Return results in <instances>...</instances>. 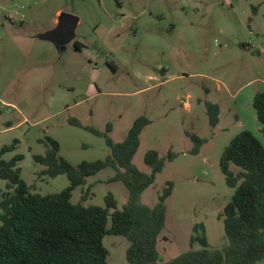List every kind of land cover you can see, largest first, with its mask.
Instances as JSON below:
<instances>
[{
	"label": "rangeland",
	"instance_id": "374dc122",
	"mask_svg": "<svg viewBox=\"0 0 264 264\" xmlns=\"http://www.w3.org/2000/svg\"><path fill=\"white\" fill-rule=\"evenodd\" d=\"M58 12L79 17L74 39H82V48L70 40L60 49L40 37L55 25ZM257 91H264V0H0V150L14 145L2 158L22 155L17 167L32 191L56 193L68 178L39 176L44 166L33 158L48 151L47 137L76 165L109 154L105 138L87 127L105 132L110 123L108 135L121 142L135 118L146 116L150 123L140 133L133 164L149 172L148 150L162 157L177 153L140 197L153 206L166 183H173L157 238L163 262L199 248L189 241L197 222L205 225L210 249L228 246L218 215L234 189L225 182L220 158L244 129L264 146V128L252 107ZM206 101L219 105L215 126ZM186 132L206 139L197 154L190 153ZM114 173L108 167L87 177L71 201L104 206L111 192L121 209L128 189L108 181ZM6 183L0 178V194ZM103 244L108 264L125 263V237L105 235Z\"/></svg>",
	"mask_w": 264,
	"mask_h": 264
},
{
	"label": "trees",
	"instance_id": "16d2710c",
	"mask_svg": "<svg viewBox=\"0 0 264 264\" xmlns=\"http://www.w3.org/2000/svg\"><path fill=\"white\" fill-rule=\"evenodd\" d=\"M257 7L253 6L256 12ZM79 49L81 46L74 42ZM209 124L219 121V105L205 102ZM252 107L258 122L264 128V91H257ZM82 126L76 118L68 120ZM150 120L140 115L135 118L126 137L114 142L105 132L87 127L94 134L103 136L109 148L104 159L82 161L73 165L59 155V144L47 137L50 148L45 154L33 155L35 162L44 166L39 176L54 177L65 174L69 184L56 193L33 192L20 176L17 161L22 155L4 160L2 154L14 147L0 150V178L7 181L5 192L0 194V264H108V250L103 244L105 235H121L129 245L124 264H256L264 258V146L250 130L237 133L224 147L220 168L227 186L234 189L230 201L219 213L224 232L229 240L222 249H210L205 225L197 222L192 227L190 246L197 249L180 253L168 262L159 259L157 238L165 225L166 199L173 183L168 181L157 196L153 206L141 202L142 192L155 180L166 161L177 153L169 150L160 156L150 149L144 161L149 172L139 170L132 162L140 133ZM193 142L191 154H197L206 139L186 132ZM17 140L14 141L16 143ZM231 165L238 167L237 171ZM115 170L108 181H120L128 189V199L121 209L111 192L104 198V206L72 202V192L86 184V178L104 168ZM84 191L81 201L87 198Z\"/></svg>",
	"mask_w": 264,
	"mask_h": 264
},
{
	"label": "water",
	"instance_id": "95a60500",
	"mask_svg": "<svg viewBox=\"0 0 264 264\" xmlns=\"http://www.w3.org/2000/svg\"><path fill=\"white\" fill-rule=\"evenodd\" d=\"M77 20L78 17L73 14L61 13L56 26L44 33L42 38L50 40L63 49L64 45L74 37Z\"/></svg>",
	"mask_w": 264,
	"mask_h": 264
},
{
	"label": "crops",
	"instance_id": "0c3cea01",
	"mask_svg": "<svg viewBox=\"0 0 264 264\" xmlns=\"http://www.w3.org/2000/svg\"><path fill=\"white\" fill-rule=\"evenodd\" d=\"M19 12V11H18ZM62 12H58V16H57V18L54 20V26L53 27H51V28H49V29H47L46 30V32L48 31V30H50V29H52V28H54L55 26H56V24H57V22H58V18H59V16H60V14H61ZM73 15H75V16H77L76 14H73ZM22 17H23V15H22ZM78 17V16H77ZM21 22H23V20L21 21ZM80 22V19H79V17H78V20H77V24H76V26L78 25V23ZM75 29H76V27H75ZM42 35L40 34V37H41ZM75 37H73L72 38V40L76 43V44H78L79 46H81L80 48H82V46L84 45V42L82 41V39H80V38H78V39H74ZM50 41V40H49ZM187 107H188V104H187Z\"/></svg>",
	"mask_w": 264,
	"mask_h": 264
},
{
	"label": "built area",
	"instance_id": "2783aa9c",
	"mask_svg": "<svg viewBox=\"0 0 264 264\" xmlns=\"http://www.w3.org/2000/svg\"><path fill=\"white\" fill-rule=\"evenodd\" d=\"M16 12H17V11H16ZM16 12L9 13V18H10V19H14V18H16V16H15V15H16ZM17 15H19L18 12H17ZM12 21H13V20H12ZM15 21H16V19H15Z\"/></svg>",
	"mask_w": 264,
	"mask_h": 264
}]
</instances>
